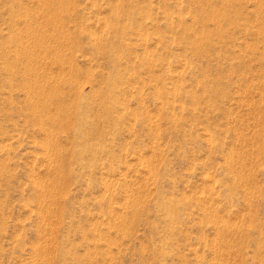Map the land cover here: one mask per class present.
Here are the masks:
<instances>
[{"label":"rangeland","instance_id":"1","mask_svg":"<svg viewBox=\"0 0 264 264\" xmlns=\"http://www.w3.org/2000/svg\"><path fill=\"white\" fill-rule=\"evenodd\" d=\"M0 264H264V0H0Z\"/></svg>","mask_w":264,"mask_h":264},{"label":"bare ground","instance_id":"2","mask_svg":"<svg viewBox=\"0 0 264 264\" xmlns=\"http://www.w3.org/2000/svg\"><path fill=\"white\" fill-rule=\"evenodd\" d=\"M50 8V7H49ZM47 100V99H46ZM51 147V146H50Z\"/></svg>","mask_w":264,"mask_h":264}]
</instances>
